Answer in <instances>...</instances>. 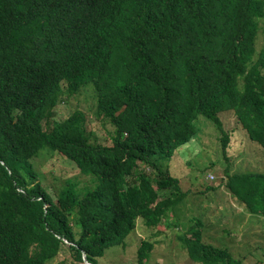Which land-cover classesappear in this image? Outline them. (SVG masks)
Segmentation results:
<instances>
[{"label":"trees","instance_id":"obj_1","mask_svg":"<svg viewBox=\"0 0 264 264\" xmlns=\"http://www.w3.org/2000/svg\"><path fill=\"white\" fill-rule=\"evenodd\" d=\"M86 88L110 141L94 139L80 112L47 126ZM221 113L234 118L228 131ZM199 117L222 131L226 161L234 127L264 149V0H0V264H49L63 246L69 263L84 252L96 264L139 223L177 227L194 263L241 264L202 239L208 222L186 213L169 166ZM43 147L94 186L66 180L48 192L32 164ZM225 174L237 201L264 216V171ZM153 243L140 240L137 264Z\"/></svg>","mask_w":264,"mask_h":264},{"label":"rangeland","instance_id":"obj_2","mask_svg":"<svg viewBox=\"0 0 264 264\" xmlns=\"http://www.w3.org/2000/svg\"><path fill=\"white\" fill-rule=\"evenodd\" d=\"M262 44L263 40L259 37L257 48ZM78 112L85 116L86 129L91 136H94V139H96L95 135L106 136V139L103 138L102 141H110L107 129L111 126L106 123L104 127L101 120L95 117L94 98L90 88L63 98L55 106L47 126L50 127L53 120H62L68 114ZM221 115L223 122L227 123V129H224L228 131L234 124V118L228 113H221ZM196 128L198 136L181 144V147L177 149L179 155L175 154L169 160L172 174L180 178V186L184 190H189L185 205L192 211L187 208L186 213L198 215L208 222L207 227H204L207 230L203 233V240L227 247L236 259H241V264H258L263 255L264 216L250 213L239 214L243 204L239 205L237 199L223 184L227 180L226 171L230 174L264 171V149L256 141L250 140L243 129L234 127V133L228 138L229 159L226 161L219 143L222 131L203 117L198 118ZM200 130L202 133H199ZM47 149V147L40 148L38 154L32 158V164L48 192L57 194L66 180L76 182L78 187L94 186V181L79 173L78 169L62 154L56 151L48 152ZM209 175L212 178H209ZM218 182L221 185L217 189H206ZM212 192L214 199L209 201ZM217 217L221 218V222L216 223ZM222 227L227 228L229 233H224ZM157 228L164 232L155 238L151 237L150 232L156 231ZM179 231L177 227L167 228L164 223L154 225L139 223L126 236L124 247L120 244L107 247L98 257L96 264H137L136 250L144 237L154 240L147 264H201L189 259L187 249L178 238ZM69 262L71 257L66 246H63L49 264H71Z\"/></svg>","mask_w":264,"mask_h":264},{"label":"crops","instance_id":"obj_3","mask_svg":"<svg viewBox=\"0 0 264 264\" xmlns=\"http://www.w3.org/2000/svg\"><path fill=\"white\" fill-rule=\"evenodd\" d=\"M229 173V172H228ZM230 174V173H229ZM181 182V181H180ZM213 185H221L219 182H218V184H213ZM182 188V187H181ZM182 190H184V188H182ZM184 191H186V192H188L189 190L188 189H186V190H184ZM191 192V191H190ZM188 196V195H187ZM235 197V196H234ZM188 197H186V199H187ZM236 198V197H235ZM212 199H214V196H213V192H212V194L210 195V197H209V201H211ZM187 201V200H186ZM239 205H241V204H239ZM242 206V209H241V211H240V213H242V214H245V213H249L247 210H246V208L243 206V205H241Z\"/></svg>","mask_w":264,"mask_h":264},{"label":"water","instance_id":"obj_4","mask_svg":"<svg viewBox=\"0 0 264 264\" xmlns=\"http://www.w3.org/2000/svg\"><path fill=\"white\" fill-rule=\"evenodd\" d=\"M82 260H83V263H85V264H92V263H90V262H88L86 260V257H85V253L84 252L82 253Z\"/></svg>","mask_w":264,"mask_h":264},{"label":"built area","instance_id":"obj_5","mask_svg":"<svg viewBox=\"0 0 264 264\" xmlns=\"http://www.w3.org/2000/svg\"><path fill=\"white\" fill-rule=\"evenodd\" d=\"M209 178H212V176H211V175H209Z\"/></svg>","mask_w":264,"mask_h":264}]
</instances>
